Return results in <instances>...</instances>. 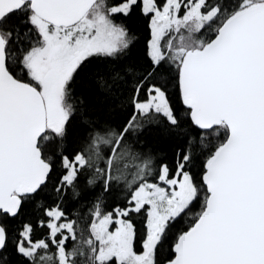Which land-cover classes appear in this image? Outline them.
Wrapping results in <instances>:
<instances>
[{
    "label": "snow or ice",
    "instance_id": "obj_1",
    "mask_svg": "<svg viewBox=\"0 0 264 264\" xmlns=\"http://www.w3.org/2000/svg\"><path fill=\"white\" fill-rule=\"evenodd\" d=\"M0 264H264V0H0Z\"/></svg>",
    "mask_w": 264,
    "mask_h": 264
},
{
    "label": "trees",
    "instance_id": "obj_2",
    "mask_svg": "<svg viewBox=\"0 0 264 264\" xmlns=\"http://www.w3.org/2000/svg\"><path fill=\"white\" fill-rule=\"evenodd\" d=\"M137 36H138L139 39H142L143 38L142 32H138Z\"/></svg>",
    "mask_w": 264,
    "mask_h": 264
}]
</instances>
